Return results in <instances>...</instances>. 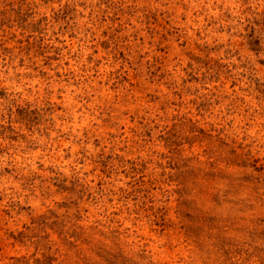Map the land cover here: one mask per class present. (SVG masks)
<instances>
[{"label":"rangeland","instance_id":"obj_1","mask_svg":"<svg viewBox=\"0 0 264 264\" xmlns=\"http://www.w3.org/2000/svg\"><path fill=\"white\" fill-rule=\"evenodd\" d=\"M0 264H264V0H0Z\"/></svg>","mask_w":264,"mask_h":264}]
</instances>
